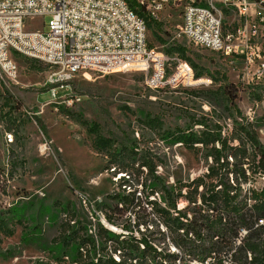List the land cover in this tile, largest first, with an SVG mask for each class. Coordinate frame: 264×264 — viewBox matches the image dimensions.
Returning a JSON list of instances; mask_svg holds the SVG:
<instances>
[{
	"label": "rangeland",
	"instance_id": "1",
	"mask_svg": "<svg viewBox=\"0 0 264 264\" xmlns=\"http://www.w3.org/2000/svg\"><path fill=\"white\" fill-rule=\"evenodd\" d=\"M215 2L223 31L243 22L234 10ZM157 20L160 28L147 23L148 44L163 51L170 64L180 55L167 52L184 47L181 58L201 74L202 83L150 89L139 71L107 75L85 71L72 79V89L58 88L54 99L45 85L49 66L14 55L17 79L0 78V264H87L94 256L92 245L65 243L60 236L65 232L93 237L98 247L99 225L127 233L121 227L125 224L134 236L142 231L155 242L161 237L162 226L144 208L115 213L120 226L104 217L106 195L135 189L139 193L147 171L142 173L137 164L130 167L133 158L123 152L97 151L93 142L98 137L111 138L118 150L121 145L135 147L136 156L152 161L167 183L187 181L206 171L207 147L188 148L171 133L192 127L227 135L234 110L206 91L227 87L264 144V79L251 80L242 58L224 57L190 42L180 29L179 5L165 6ZM71 90L72 98L62 101ZM199 120L207 125L195 124ZM185 204L180 200V207ZM134 221L147 225L138 229Z\"/></svg>",
	"mask_w": 264,
	"mask_h": 264
},
{
	"label": "trees",
	"instance_id": "2",
	"mask_svg": "<svg viewBox=\"0 0 264 264\" xmlns=\"http://www.w3.org/2000/svg\"><path fill=\"white\" fill-rule=\"evenodd\" d=\"M127 1L146 23L155 24L156 28L162 26L144 3ZM173 49L167 53L177 51L179 58L185 57L184 47L177 45ZM195 76L199 78L201 74L195 72ZM206 91L231 104V130L223 135L221 130L186 127L171 133L188 148L198 150L199 144L207 147L210 162L206 171L187 181L167 183L152 161L136 156L133 146L121 145L118 150L114 140L103 137L93 142L97 151L123 152L122 155L133 158L130 167L137 164L142 173L147 171L139 193L135 189L106 195V220L120 226L114 219L115 213L144 208L162 229L155 242L140 230L141 236H134L125 224L121 227L127 233L99 225L98 247L93 237L89 240L75 233L65 236L63 232L60 238L65 243L92 245L94 256L87 264H190L194 260L205 264H264V144L253 123L242 116L229 88ZM195 124L207 125L203 120ZM258 179L260 186L256 185ZM182 199L186 204L180 207ZM134 223L138 229L142 223L147 225ZM171 245L175 250H171Z\"/></svg>",
	"mask_w": 264,
	"mask_h": 264
},
{
	"label": "built area",
	"instance_id": "3",
	"mask_svg": "<svg viewBox=\"0 0 264 264\" xmlns=\"http://www.w3.org/2000/svg\"><path fill=\"white\" fill-rule=\"evenodd\" d=\"M159 18L168 5L181 7V32L193 44L228 58H242L250 79H264V0H138ZM241 24L223 31L221 9ZM40 18V23L33 20ZM47 19V20H45ZM148 26L127 0H0V78L16 80L14 55L47 64L45 85L57 99L79 72L107 75L139 71L150 89L202 83L190 63L148 44ZM71 94L62 97L69 101ZM49 102V101H47ZM11 135L9 136V138Z\"/></svg>",
	"mask_w": 264,
	"mask_h": 264
},
{
	"label": "water",
	"instance_id": "4",
	"mask_svg": "<svg viewBox=\"0 0 264 264\" xmlns=\"http://www.w3.org/2000/svg\"><path fill=\"white\" fill-rule=\"evenodd\" d=\"M110 229H113V228H110ZM113 230H115V229H113Z\"/></svg>",
	"mask_w": 264,
	"mask_h": 264
}]
</instances>
